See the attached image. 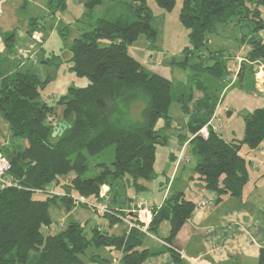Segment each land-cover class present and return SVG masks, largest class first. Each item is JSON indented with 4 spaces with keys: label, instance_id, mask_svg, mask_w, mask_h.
Masks as SVG:
<instances>
[{
    "label": "trees",
    "instance_id": "16d2710c",
    "mask_svg": "<svg viewBox=\"0 0 264 264\" xmlns=\"http://www.w3.org/2000/svg\"><path fill=\"white\" fill-rule=\"evenodd\" d=\"M153 1L158 9L167 12L175 6V0ZM64 2L47 0V6L54 12L53 8L64 9ZM101 2L87 0V14ZM27 3L23 0L22 8ZM261 7L264 0H183L178 18L191 45L178 64L183 69L190 66L205 72L217 84L227 83L228 69L221 51L205 53L203 49L208 35H219L220 29L228 26L246 25L248 33H241L237 40L249 49L237 78L242 81L248 73L252 84V63L264 62ZM126 8L125 13L112 20L96 19L72 41L70 70L87 77L88 84L68 88L57 98L62 106V121L71 125L60 137H51L55 125L53 106L37 100L39 87L49 78L41 81L31 69L8 72L3 66L6 57H0V115L8 124L11 139L10 145H0V153L11 164L9 177L15 183L0 190V264H83L86 260L105 263L107 260L96 253L87 256L88 250L101 246L122 250L123 264H141L156 254L135 250L142 244V234L137 230H131L127 237H116L101 232L95 225L89 234L82 224L70 221L65 230L54 233L48 210L57 202L66 210L77 205L72 195L100 203V189L107 186L110 212L100 215L111 219V224L120 221L115 214L135 220L121 211L127 203L125 190L131 182L140 191L139 181L153 178L157 145L166 141L162 129L170 125L168 111L174 97L187 118L186 138L195 159L194 171L205 187L218 196L229 193L239 197L249 181L248 162L241 151L243 147L255 149L264 139V93L262 105L243 117L242 138L226 140L214 131L207 138L197 134L212 119L218 96L211 86L199 83L200 93L195 97L192 87L150 72L130 56L127 47L140 36L153 44L157 29L146 0H130ZM31 20L29 33L37 19ZM3 36L11 48L12 33ZM188 54L200 61L187 64ZM136 101L143 103L140 122L126 117L129 106ZM159 120L163 121L162 129L156 127ZM15 138L25 145L19 146L13 141ZM110 145L115 146L112 163H99L97 173L84 176L89 157ZM50 186L60 194L49 193ZM193 209L194 204L185 200L181 192H171L161 207L153 209L149 231L155 232L162 221H169L165 241L170 243ZM170 250L174 262L181 264L179 254L172 247ZM256 264H264V248L259 250Z\"/></svg>",
    "mask_w": 264,
    "mask_h": 264
},
{
    "label": "rangeland",
    "instance_id": "374dc122",
    "mask_svg": "<svg viewBox=\"0 0 264 264\" xmlns=\"http://www.w3.org/2000/svg\"><path fill=\"white\" fill-rule=\"evenodd\" d=\"M87 0H65V8H53L54 12L47 6V0H29L25 8L19 11L20 22L12 29V47L6 45L7 41L4 39V34L0 33V57H6L3 66L6 71L12 72L15 70L25 71L31 69L34 72L39 68L36 75L44 81L43 87H39L38 101H44L48 105L53 106L55 111V123L62 121L61 112L62 106L57 103V98L65 94L68 88L84 87L88 84V79L85 76L76 75L70 70V46L74 38H76L83 30L89 29L90 23H93L98 18H105L112 20L127 11L126 3L130 0H102V2L95 6L89 15L85 6ZM183 0H175V6L170 11L158 9L153 0H146L147 4L153 11V26L157 29V38L153 44L148 42L143 36H140L137 41L127 47V52L130 56L135 58L143 68L146 70L160 74L173 83H179L184 87H192L195 97L199 96L197 86L199 83L204 86H211L219 98L218 115L215 121H222L224 126L220 131L224 137H243V116L253 110L255 107L262 105V95L252 93L249 85L252 80L248 73L245 74L242 81L238 80L235 84L227 86L226 83L217 84L214 78L208 76L205 72L192 69L186 66L184 69L178 62H182L185 58V52H188L186 47L191 43L187 37V30L180 23L178 15ZM261 17L264 21V7H261ZM31 19H37L33 22V32L29 33L27 25ZM11 29V28H10ZM246 25L239 24L228 26L220 29L219 35L210 34L203 51L220 50L222 53L221 59L226 60V64H230V70L225 76V81L234 75L236 70L235 63H231L236 57L238 51L241 50L239 36L241 33H248ZM105 40L101 44H104ZM246 45V44H243ZM195 53V52H194ZM198 53H195V55ZM187 64L197 63L200 61L198 57H192L188 54ZM230 62V63H229ZM204 64H210L203 62ZM257 63V62H256ZM264 64V62H262ZM257 63L255 70H253V80L256 81L257 89L264 90V65ZM253 68V65H252ZM258 72L259 79L254 77ZM197 73V75H194ZM232 75V76H231ZM224 91L221 88L226 87ZM143 103L140 101L133 102L126 112V117L132 122H140L139 112ZM231 109L230 115H227V110ZM168 114L171 122L169 128H163L162 132L167 135L169 143L157 145L155 171L151 184L153 185L154 194L161 195L159 189L160 183L167 184L172 171H166L167 155L172 149L173 134L180 130L184 114L181 112L178 102L174 99L169 107ZM180 126V127H178ZM176 127V128H174ZM178 130V131H177ZM16 143H23L20 138L13 139ZM23 145V144H22ZM243 152L246 151L244 147ZM115 146L110 145L99 154L89 157V168L84 176H92L99 171L97 164L105 163L111 164L114 160ZM185 155L191 158L190 164L185 166V169H179L175 181L173 182V190H178L179 187L184 188L185 180L188 181L187 175L192 172L194 168V156L190 151V146L185 150ZM170 162V161H169ZM164 185V184H163ZM172 192V191H171ZM43 197L42 195H35ZM78 211L90 215L87 218L85 231L90 234V227L98 225L105 221L99 214L93 213L91 208L79 207ZM56 228L53 225V231ZM149 233H153L149 231ZM157 234V233H156ZM154 234V235H156ZM158 234L160 231L158 230ZM103 256L108 254V248L101 246L99 249ZM244 259V261H243ZM235 259L230 264H236ZM241 264H256L257 258L243 257L239 258ZM243 261V262H242Z\"/></svg>",
    "mask_w": 264,
    "mask_h": 264
},
{
    "label": "crops",
    "instance_id": "0c3cea01",
    "mask_svg": "<svg viewBox=\"0 0 264 264\" xmlns=\"http://www.w3.org/2000/svg\"><path fill=\"white\" fill-rule=\"evenodd\" d=\"M22 4L23 0H0V33L2 35L11 33L12 29L17 27L16 25L20 22L18 13L25 8H22ZM27 28H29L28 25ZM248 49V46L242 45L236 57L230 60L231 63H235L236 70L234 71V75H231L232 77H230L226 83L228 87L238 81L237 72L240 68V64L246 61L245 55ZM257 63L260 62L257 61ZM257 63H252L253 70H255ZM261 64L263 63L261 62ZM229 65L230 64L227 65L228 71L230 70ZM251 85L252 86L249 85V87L253 94L263 95L264 90L257 89L256 81L253 80ZM227 86L221 88L222 91H224ZM219 106L218 103L212 117L213 119L218 115ZM226 112L227 115H230L231 109L228 108ZM55 117L53 118V124H56ZM186 121L187 118L184 115L181 127L178 126L183 132L173 134V137L170 139L172 140V149L174 150L170 151L167 155L166 171L170 169L171 165L172 171L170 173V178L167 180V184L161 182L159 184L160 187L157 189L159 191V189L163 188L165 192L161 190V195L156 196L154 194L155 189L151 184V179L139 181V184L142 186V190L140 191H137L131 185V182L127 184L125 190L127 203L122 207L121 211L127 212L128 214L132 205L138 199L147 200L149 203H152L154 207H161L164 199L171 191L181 192L185 200L194 204L191 216L181 226L170 243L165 241L170 230V224L167 220L162 221L155 232L149 234L141 233L142 244L136 247L135 250L146 249L151 253L157 252L156 254L149 255L141 264H176L171 255L170 247L183 252L181 264H230L234 259L236 264H241V261L240 263L238 262L241 256L256 259L259 250L264 248V139L255 149L249 151L248 148L245 147L246 151H241L249 167V181L245 185L241 196L235 197L231 196L229 193L218 196L216 192L205 187V184L195 173L194 168L193 173L191 172L190 176L189 174L187 175L188 181L185 180L184 188L179 187L178 190H173V182L175 181L179 169H185L184 167L191 162V158L185 155V150L189 146L188 138H186ZM156 127L162 129L163 121L159 120ZM165 136V143H169L170 141L167 139V135ZM224 138L228 140L232 137ZM10 144L11 139L8 124L0 115V145L5 146ZM22 144L25 145V142ZM202 200L208 201V204L201 205ZM88 201L93 202L89 199ZM80 206L91 208L93 213L99 214L93 210L92 207L80 204L73 206L69 210H66L60 202L49 207L48 212L51 223L54 226L56 225L54 233L65 230L70 221L82 225L88 221L87 218L90 217V215L87 216L86 214L88 212L85 213L86 211L82 213L78 211L77 208ZM101 216L103 217V215ZM103 219L105 221L98 224V229L101 232L107 231L108 234L112 236L127 237L128 226L125 221L120 220L111 224V219L109 220L107 217H103ZM83 226L85 228V225ZM92 227H90V229ZM158 230L160 234H158ZM107 248L108 254L105 256L100 254V247L92 248L87 251V256H90L93 252L98 254L101 258L106 259L107 262L99 263L85 259L86 261L83 264H123L121 262V258L124 255L123 251L115 250L111 247Z\"/></svg>",
    "mask_w": 264,
    "mask_h": 264
},
{
    "label": "built area",
    "instance_id": "2783aa9c",
    "mask_svg": "<svg viewBox=\"0 0 264 264\" xmlns=\"http://www.w3.org/2000/svg\"><path fill=\"white\" fill-rule=\"evenodd\" d=\"M255 78L259 79L258 72L255 73ZM224 124L222 121H215V118L210 119L201 129L197 132V134L201 135L204 138H207L211 131L220 132L223 128ZM11 168L10 162L1 155L0 153V190L6 187L13 186L15 183L11 177H9V171ZM49 193H56L54 187L50 186L47 188ZM55 190V191H54ZM108 187L102 186L100 189V197L103 201L100 203L89 202L87 199L83 197H76L74 195L73 198L77 200L78 204L85 205L94 208L98 213H107L110 212L108 208V196H107ZM208 204V201L202 200L201 205ZM155 207L152 203H149L147 200L138 199L131 207L129 212L133 213V218L135 220H131L128 217H122L115 214L120 220L125 221L128 226L127 236L129 235L131 230H137L142 234H149V225L153 216V209ZM175 251L179 254L180 257H183V252L175 249Z\"/></svg>",
    "mask_w": 264,
    "mask_h": 264
},
{
    "label": "water",
    "instance_id": "95a60500",
    "mask_svg": "<svg viewBox=\"0 0 264 264\" xmlns=\"http://www.w3.org/2000/svg\"><path fill=\"white\" fill-rule=\"evenodd\" d=\"M35 72H39V68H36V71ZM71 127L70 124H68L67 122L65 121H59L57 122L54 127H53V131L51 133V137L52 138H55V137H60L63 132L67 129H69ZM129 216H134L133 213L129 212Z\"/></svg>",
    "mask_w": 264,
    "mask_h": 264
}]
</instances>
